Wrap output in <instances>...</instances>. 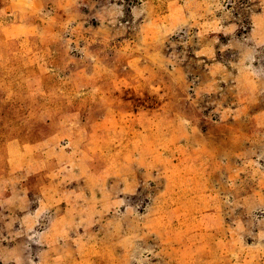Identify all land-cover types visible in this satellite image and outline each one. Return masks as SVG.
I'll list each match as a JSON object with an SVG mask.
<instances>
[{"label": "rangeland", "instance_id": "1", "mask_svg": "<svg viewBox=\"0 0 264 264\" xmlns=\"http://www.w3.org/2000/svg\"><path fill=\"white\" fill-rule=\"evenodd\" d=\"M263 28L264 0H0V264H52L3 196L41 173L35 143L91 130L123 131L121 170L138 187L61 250L94 264H264ZM161 131H184L181 160L165 152L173 176L146 166Z\"/></svg>", "mask_w": 264, "mask_h": 264}, {"label": "crops", "instance_id": "2", "mask_svg": "<svg viewBox=\"0 0 264 264\" xmlns=\"http://www.w3.org/2000/svg\"><path fill=\"white\" fill-rule=\"evenodd\" d=\"M168 4L170 5V2ZM170 13L168 12L167 16H170ZM174 24L179 25L176 19ZM224 27L233 30L230 25ZM105 118L97 119L106 121ZM122 132L96 130L50 132L45 139L34 144L37 156L33 152L32 155L35 157H31V160L41 164V173L17 181L19 184L17 191H8L3 196V204L20 213V222L25 230H31L32 235H39L42 247L52 264H94L90 256H74L61 250L64 247L63 240L76 233L80 234L94 222H101L104 216L120 215L124 200L137 190L136 173L131 171L123 173L121 170L123 145L115 135L119 134L121 138ZM183 132L161 131V144H158L151 157L147 156L146 166L152 170H162L165 175L170 171L173 176L176 168L168 170L170 168L165 152L172 150L175 159L181 160L180 153L184 152ZM111 133L115 137L113 140ZM249 133V131L246 133V142H249ZM175 136L177 141L170 144L169 141L176 138ZM109 145L113 147L109 148ZM244 151L246 148L241 149V152ZM220 162L223 163V160ZM224 163L228 166V161ZM257 163L259 176L264 179V164L261 161ZM195 170L194 165V176ZM188 178H193V175ZM29 193H33L38 199L33 207H26ZM199 196L191 193L184 201L194 205L197 204ZM258 198L257 209L262 211L259 216L264 218V183L261 197ZM209 216V229L217 230L221 225L217 214L212 213ZM250 260L245 262H251Z\"/></svg>", "mask_w": 264, "mask_h": 264}]
</instances>
